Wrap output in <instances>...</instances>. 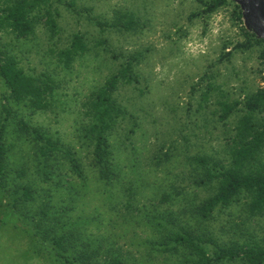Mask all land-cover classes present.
I'll return each mask as SVG.
<instances>
[{"label": "rangeland", "instance_id": "374dc122", "mask_svg": "<svg viewBox=\"0 0 264 264\" xmlns=\"http://www.w3.org/2000/svg\"><path fill=\"white\" fill-rule=\"evenodd\" d=\"M54 2L59 8L54 38L43 26L27 39L0 32V45L26 73H45L55 82L47 106L33 109L13 101L0 80V124L11 171L4 181L9 190L28 186L32 194L14 210L0 188V264H59L34 238L30 217L40 208L60 211L69 228L101 244V259L114 252L130 264H177L172 256L150 249L149 241L159 237L155 221L169 213L183 223L191 212L187 203L193 207L209 193L196 184V163L189 159L223 158L235 115L219 119L217 101L242 98L264 85L262 45L235 47L247 35L242 18H234L232 3L202 13L200 0ZM125 14L132 18L128 25ZM75 32L85 35L89 51L66 69L55 54ZM136 53L138 82L121 84L114 93L132 116L109 136L115 174L102 179L83 136L85 103ZM26 126L60 140L76 158L82 177L64 152L48 165L39 163L34 142L21 133ZM180 208L188 211L180 213ZM242 208L236 204L217 211L200 226L217 240L249 234L263 240L264 212L247 217Z\"/></svg>", "mask_w": 264, "mask_h": 264}, {"label": "trees", "instance_id": "16d2710c", "mask_svg": "<svg viewBox=\"0 0 264 264\" xmlns=\"http://www.w3.org/2000/svg\"><path fill=\"white\" fill-rule=\"evenodd\" d=\"M54 1L0 0V32L27 39L35 34L36 28L43 26L49 38H54L59 30V8ZM200 1L203 5L202 13H211L222 5L232 3L234 18L241 21V10L232 0ZM125 15L128 25L132 18ZM242 30L247 36L235 47L248 48L253 44H261L260 53L264 58V39L256 38L243 26ZM85 39L83 33L75 32L69 44L56 51L57 63L69 69L78 57H83L89 51ZM225 54L229 55L230 52ZM139 56L140 53H136L124 57L126 59L119 64V68L88 94L85 103L88 120L82 128L83 136L92 146L93 163L102 179H110L115 174L109 136L121 120L132 116L117 102L114 93L121 84L138 82L133 66ZM0 80L13 101L24 102L33 109L45 108L47 97H51L55 89L52 77L45 73H26L15 56L2 45ZM217 104L219 119L235 115L223 158L199 155L189 159L196 163L193 167L198 178L196 184L209 193L193 207L187 203L191 212L183 223H177L170 218L169 213L161 214L153 223L159 231V237L149 241V246L155 252L172 256L177 264H264V239H256L249 234L243 239L217 240L205 225L200 226L217 211L224 212L236 204L243 207L241 210L247 217L264 212V85L246 92L242 98L226 97L217 101ZM22 132L34 142L33 155L39 163L48 165L58 152H64L72 170L82 177L76 158L60 140L28 126ZM3 133L4 125L0 124V188L10 200L9 206L16 210L19 205H25L32 194L28 186H16L11 190L6 186L4 180L11 171L6 166L8 147L2 140ZM185 210L180 208L179 212L188 211ZM58 212L48 213L46 209L40 208L30 219L34 222L36 242L49 249L59 264H130L120 254L113 255L114 252L101 259L102 245L84 237L81 231L69 228L67 221H62Z\"/></svg>", "mask_w": 264, "mask_h": 264}, {"label": "water", "instance_id": "95a60500", "mask_svg": "<svg viewBox=\"0 0 264 264\" xmlns=\"http://www.w3.org/2000/svg\"><path fill=\"white\" fill-rule=\"evenodd\" d=\"M241 10L244 28L264 39V0H232Z\"/></svg>", "mask_w": 264, "mask_h": 264}]
</instances>
